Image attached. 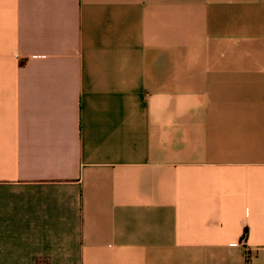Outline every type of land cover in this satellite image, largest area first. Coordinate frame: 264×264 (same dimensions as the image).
Segmentation results:
<instances>
[{
    "label": "crops",
    "instance_id": "1",
    "mask_svg": "<svg viewBox=\"0 0 264 264\" xmlns=\"http://www.w3.org/2000/svg\"><path fill=\"white\" fill-rule=\"evenodd\" d=\"M0 264H264V0H0Z\"/></svg>",
    "mask_w": 264,
    "mask_h": 264
},
{
    "label": "trees",
    "instance_id": "2",
    "mask_svg": "<svg viewBox=\"0 0 264 264\" xmlns=\"http://www.w3.org/2000/svg\"><path fill=\"white\" fill-rule=\"evenodd\" d=\"M246 236V230L245 232L243 233V238ZM247 259H248V256H247ZM248 262V261H247Z\"/></svg>",
    "mask_w": 264,
    "mask_h": 264
},
{
    "label": "built area",
    "instance_id": "3",
    "mask_svg": "<svg viewBox=\"0 0 264 264\" xmlns=\"http://www.w3.org/2000/svg\"><path fill=\"white\" fill-rule=\"evenodd\" d=\"M243 239H244V238H243ZM243 239H242L241 241L244 243V240H243Z\"/></svg>",
    "mask_w": 264,
    "mask_h": 264
}]
</instances>
